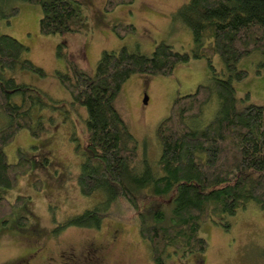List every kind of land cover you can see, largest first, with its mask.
Wrapping results in <instances>:
<instances>
[{
	"label": "trees",
	"instance_id": "16d2710c",
	"mask_svg": "<svg viewBox=\"0 0 264 264\" xmlns=\"http://www.w3.org/2000/svg\"><path fill=\"white\" fill-rule=\"evenodd\" d=\"M13 1L0 0V16L8 21L19 13L18 6L10 8ZM16 1L41 5L39 29L43 35L71 31L78 16L71 0ZM134 2L106 0L104 11L111 13ZM172 19L192 31L191 50H179L164 40L155 43L151 55L139 47L103 50L95 72L89 73L69 58L61 43L57 56L66 60L70 73L54 74L70 93L71 104L87 111V143L83 144L76 133L72 137L75 152L84 155L77 179L80 191L84 196L101 194L93 208L73 215L58 227L98 229L112 205L124 199L137 215L140 233L150 244L155 264H168L172 249L183 258L204 252L208 243L200 231L207 221L229 228L227 218L251 201L264 210V105H247L234 85L248 77L239 63L256 52L264 55V0H189ZM136 30L133 23L113 26L120 38ZM29 51L18 38L0 34L3 70L20 67L40 77L48 76L44 68L24 58ZM216 57L223 63L222 71L214 65ZM193 59L207 60L210 76L193 92L174 98L169 114L156 128L161 157L151 160L140 153L139 141L115 101L134 75L172 76L178 65ZM260 66L264 68V60ZM261 72L259 69L258 74ZM215 96L217 111L205 123V108ZM68 107L67 102L52 99L36 86L0 75V117L3 113L9 119L0 129V188L16 189L21 178L35 167L22 148L17 149V159L10 161L6 147L22 130L41 138L53 123L44 111L65 113ZM203 117L206 120L201 122ZM34 186L42 190L41 179ZM30 199L24 194L13 200L0 196V224L7 225ZM13 223L25 229L29 216L21 215Z\"/></svg>",
	"mask_w": 264,
	"mask_h": 264
},
{
	"label": "rangeland",
	"instance_id": "374dc122",
	"mask_svg": "<svg viewBox=\"0 0 264 264\" xmlns=\"http://www.w3.org/2000/svg\"><path fill=\"white\" fill-rule=\"evenodd\" d=\"M71 1L78 13L72 30L56 35L40 32L42 9L39 3L15 0L10 8L18 6V15L10 17L9 21L0 16V34H10L26 44L30 51L24 58L44 68L48 76L40 77L20 67L15 70L0 67V75L36 86L52 99L69 104V113L44 111L46 117L53 118V123L48 124V131L41 138H34L28 130H22L6 147L10 161L17 159V149L22 148L35 167L21 178L16 189L0 188V196L11 200L19 194L31 196L28 205L17 209L7 225L0 224V264L19 261L21 264H69L66 261L81 264L83 260L88 264H155L150 244L140 233L137 215L124 199L112 205L98 229L58 227L73 215L93 208L101 194H96L98 191L96 195L84 196L78 185L84 155L75 152L72 137L76 133L83 144L87 143V111L71 104L70 93L54 75L56 71L70 73L66 60L57 56V50L59 44L64 43L69 58L89 73L95 72L103 50L139 47L151 55L155 43L164 40L179 50L189 51L193 47L192 31L172 19L179 7L189 0H135L132 5L117 7L111 13L104 11L106 0ZM119 22L133 23L137 30L120 38L113 31V26ZM263 60L264 55L256 52L238 65L248 71L245 80L234 82L238 97L247 105H264V68L260 66ZM214 65L222 71L223 63L219 57L214 59ZM259 69L261 74H258ZM209 76L207 60L193 59L178 65L172 76L134 75L126 82L115 105L130 124L142 155L159 161L162 154L156 136L159 122L169 114L177 95L193 92ZM217 108L215 96L205 108L204 117L208 119L203 117L201 122L206 120L207 123ZM1 114L0 129L9 120ZM65 115L68 116L66 120ZM38 179L42 181L40 191L34 186ZM25 214L29 216L27 228L16 227L13 221ZM227 221L229 228L213 221L203 223L200 235L208 243L204 252L183 258L172 249L167 263L264 264V210L251 201ZM88 254L92 259H86Z\"/></svg>",
	"mask_w": 264,
	"mask_h": 264
},
{
	"label": "flooded vegetation",
	"instance_id": "af4514ba",
	"mask_svg": "<svg viewBox=\"0 0 264 264\" xmlns=\"http://www.w3.org/2000/svg\"><path fill=\"white\" fill-rule=\"evenodd\" d=\"M84 257V256H83ZM87 258V260H89V259H92L91 257H90V255L88 254L87 256H86ZM76 258V257H75ZM77 260V259H76ZM66 262H68L69 264H70V262L69 261H66ZM72 262H75V261H72ZM16 264H21L20 263V261H19V263H16ZM81 264H88V262L87 261H81Z\"/></svg>",
	"mask_w": 264,
	"mask_h": 264
},
{
	"label": "water",
	"instance_id": "95a60500",
	"mask_svg": "<svg viewBox=\"0 0 264 264\" xmlns=\"http://www.w3.org/2000/svg\"><path fill=\"white\" fill-rule=\"evenodd\" d=\"M145 101L147 102V99Z\"/></svg>",
	"mask_w": 264,
	"mask_h": 264
}]
</instances>
